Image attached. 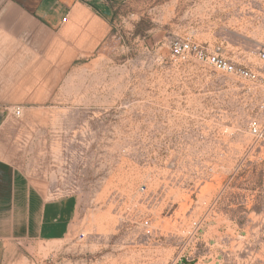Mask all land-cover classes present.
Here are the masks:
<instances>
[{
	"label": "rangeland",
	"instance_id": "1",
	"mask_svg": "<svg viewBox=\"0 0 264 264\" xmlns=\"http://www.w3.org/2000/svg\"><path fill=\"white\" fill-rule=\"evenodd\" d=\"M111 22L49 106L0 130L66 204L59 238L22 241L3 264H264V87L205 59L256 63L264 0H120ZM182 37L204 56H174Z\"/></svg>",
	"mask_w": 264,
	"mask_h": 264
},
{
	"label": "crops",
	"instance_id": "2",
	"mask_svg": "<svg viewBox=\"0 0 264 264\" xmlns=\"http://www.w3.org/2000/svg\"><path fill=\"white\" fill-rule=\"evenodd\" d=\"M118 1L0 0V130L19 118L16 106L26 112L54 101L67 72L113 34ZM14 156L0 134V264L18 243L50 239L66 223L65 202L46 198Z\"/></svg>",
	"mask_w": 264,
	"mask_h": 264
},
{
	"label": "built area",
	"instance_id": "3",
	"mask_svg": "<svg viewBox=\"0 0 264 264\" xmlns=\"http://www.w3.org/2000/svg\"><path fill=\"white\" fill-rule=\"evenodd\" d=\"M172 52L174 56L185 57L186 54L190 52H195L198 55H203L202 50L199 49L197 44L186 39L179 38L176 40L172 47ZM204 56V55H203ZM206 61L211 66L215 67L217 70L234 75L235 77L244 81L246 85L256 89L259 86L264 87V47L259 48L256 52V63H240L232 59L226 58L219 54H209L205 56ZM264 108V103L261 105ZM13 115L16 117H22L24 114L23 108L21 106H16L13 111ZM250 132L255 138H261L263 136L260 124L258 121L253 120L250 123ZM84 234L82 233V237ZM197 260L184 255L179 256L177 259L173 260L170 264H197ZM59 264H64L63 262ZM220 264V263H218Z\"/></svg>",
	"mask_w": 264,
	"mask_h": 264
},
{
	"label": "bare ground",
	"instance_id": "4",
	"mask_svg": "<svg viewBox=\"0 0 264 264\" xmlns=\"http://www.w3.org/2000/svg\"><path fill=\"white\" fill-rule=\"evenodd\" d=\"M197 264H199V263H197Z\"/></svg>",
	"mask_w": 264,
	"mask_h": 264
}]
</instances>
